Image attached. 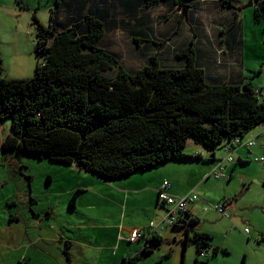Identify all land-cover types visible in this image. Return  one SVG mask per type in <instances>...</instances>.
Returning <instances> with one entry per match:
<instances>
[{"label": "trees", "instance_id": "trees-1", "mask_svg": "<svg viewBox=\"0 0 264 264\" xmlns=\"http://www.w3.org/2000/svg\"><path fill=\"white\" fill-rule=\"evenodd\" d=\"M139 1L146 10L161 5L173 10L194 0ZM224 3L233 7L232 0ZM233 12L228 32L234 34L240 17ZM255 19L264 22L257 9ZM86 28L38 24L36 52L43 64L31 78L6 77L0 57V125L12 122L3 152L48 158L111 181L158 169L169 160H203L186 153L191 140L214 156L218 145L264 125V92L252 80L208 85L197 66L194 41L177 53L185 61L181 68H163L150 56L148 65L132 76L99 46L105 34L102 20L89 17ZM133 37L137 40L136 33ZM112 71L115 77L108 75ZM184 236L199 254L212 248V237L193 226ZM154 242L160 240L152 238L125 264H140L153 253ZM220 250L215 248L214 255Z\"/></svg>", "mask_w": 264, "mask_h": 264}, {"label": "crops", "instance_id": "crops-1", "mask_svg": "<svg viewBox=\"0 0 264 264\" xmlns=\"http://www.w3.org/2000/svg\"><path fill=\"white\" fill-rule=\"evenodd\" d=\"M224 1L227 0H194L189 5V21L191 16L194 18L195 7L205 10L206 15L211 16L214 21V28L209 33L212 41L214 34L219 39L220 46L222 45V51L225 53L223 56L231 61L237 60L241 66L240 71L238 69L233 71L238 75L241 73L245 77L244 65L249 46L245 38L246 25L255 26L253 31L257 36L254 47L262 50L264 22H257L255 13L245 15L244 7L251 0H232L233 7L230 4L226 5ZM261 1L264 3V0ZM35 8L46 13L42 16L47 17L46 20L43 21L42 17L38 18ZM158 8L146 10L144 4L139 0H56V5L53 0H0V57L3 59L5 76L9 77V73L13 72L10 68L8 69L9 59L17 63L19 67H24L25 72L29 70L28 65L37 63L38 66L41 63L39 58V62L37 60L36 31L33 35L32 26L42 24L44 27H49L52 25L58 30H66V28L80 24L81 30L86 31L88 18L95 17L104 23L105 33L106 31H119L120 28L129 32L131 22L125 21V15L134 20L132 25L137 33H131L132 41L134 40L133 33H136L137 40L133 42L139 47L140 41L144 40L141 37L145 38L147 28H152L156 16L169 11L173 14L179 13V8L170 10L169 7L162 5ZM250 8L257 9V2ZM233 11H236L240 17V27L234 34L228 32L229 25L234 20ZM156 13L158 14L156 15ZM28 29L31 31L26 32ZM176 32L177 30L174 33ZM193 33H195L193 38L196 40L194 41L192 38L190 44L194 41L197 66L204 71L208 70V63H206L208 57H202L203 60L199 57L201 47H203L199 42V35L203 33L208 36V33L204 32L202 28L199 35L196 29ZM23 34H26L25 38L21 37ZM235 36L236 40L231 39ZM251 47L253 46H249L250 49ZM214 50H216L215 47ZM28 55L32 56V60L25 62ZM262 72L263 69H260V74ZM205 75L207 78L206 71ZM242 139L245 143L254 142L255 145L251 147L238 146L232 151L234 161L226 166L224 180L231 181L234 176L240 175L239 177H244L246 185V181L253 184L256 180L257 186H264V167L258 165L257 174H248L246 167L252 161L264 163L254 160L264 159V125L255 128ZM223 147L224 144L222 145L224 150ZM224 151L227 153L226 150ZM4 152L2 151V155H4L1 159L2 163H5L6 153ZM196 152L204 159L203 153L193 148L187 154L195 156ZM209 158L217 161L216 166L220 160L224 159L217 160L216 153L214 156H206L205 159ZM36 159L50 160L48 158ZM173 162L177 161H172L158 169L136 172L129 178L117 182L107 181L89 171L59 162L64 165L63 168H66V171H70V174L63 180H55L51 173L48 175L47 185L52 188L49 194L55 200L52 201L49 197L46 202H42L34 196L35 187L32 178L30 184L32 188L30 187L29 190H22L20 185L15 186L12 190H6L7 182H0V193H5L3 203H6L9 208L16 209L15 212H9V218L5 212L4 222H0L1 237L10 243L11 252L19 255L20 264H32L36 258L42 259L45 264H125L127 260L140 254L148 241L158 238L160 243H150V246L154 248L153 253L140 263L147 264L146 260L150 259L157 251L162 241L173 239L175 243L185 244L184 235L186 229L191 226L200 233L210 235L213 240L218 234V222L210 223L205 227L204 224H208V222L202 221L201 218V215L208 214V209L201 208L202 204H207L205 200L198 199L191 204L188 213L179 219L177 227L165 224L168 206L159 198L163 184L165 182L170 184L167 192L173 196L185 197L194 192L189 187V182L196 176V168L181 167L175 165L179 163ZM11 165L18 166V163L13 162ZM240 167L244 168L240 169ZM205 173L198 176L204 177L205 181L210 180L208 178H213L208 176L206 179L207 174ZM256 191L262 192L264 189H256ZM32 198L35 200L34 202L31 201ZM73 200L74 203H72ZM236 200L230 199L223 203L227 212L238 214ZM255 204L262 206L264 202L259 201ZM12 213L17 217L16 220H11ZM235 217L239 218L240 216L236 215ZM255 219L256 221L250 220L251 224L249 223V225L254 228L255 234H258L256 241L264 255L262 250L264 246L262 244L264 242V217L259 216ZM237 224L241 226L238 220ZM255 230H259V232ZM135 231H139L142 237L136 242H131L130 239ZM246 234L250 236L252 233L250 231ZM251 239L249 237L248 241L250 242ZM253 243L255 244V242ZM155 245H158V248ZM186 248L189 249L188 244H185V250ZM220 252L224 251L220 250ZM172 260L169 261L170 264H178L176 260Z\"/></svg>", "mask_w": 264, "mask_h": 264}, {"label": "rangeland", "instance_id": "rangeland-1", "mask_svg": "<svg viewBox=\"0 0 264 264\" xmlns=\"http://www.w3.org/2000/svg\"><path fill=\"white\" fill-rule=\"evenodd\" d=\"M54 2L56 5V0H53V3ZM34 10L38 12V18L46 15L45 12L38 11V8H35ZM257 10H259L258 7ZM255 11L256 9L254 8H248L244 13L245 15L249 13L253 14ZM182 12L183 9H181V11L177 14H173L169 11L168 13L165 12V14L156 16L153 21L154 23L152 28H147L148 31L145 29L147 35L145 38L141 37V39L144 40L140 41L139 47L138 44L133 42L134 40L132 41L131 33H137L132 25L134 24V20L133 18H127L124 15L125 21L131 22L130 31H123L121 28L119 31H106L99 46L105 50V52L116 56L120 67L132 76H134L144 66L148 65L150 56H156L161 62V66L163 68H181L185 65V61L183 62V59H178L177 53L181 49L189 46L193 35L195 34L193 33L194 30L196 29L199 35L202 28L204 32L208 33V36L203 33H200L199 35V42L203 45V47H201L202 50L200 51L201 53H199V57L201 60H203L202 57H208L206 63H208L207 68L209 69L205 70L207 72V84L219 86L223 84H233L239 81L249 82L252 80L254 86L258 90H262L264 92V46L261 48L262 50H258V48L256 49L254 47L257 36L255 31H253L255 26H252L251 24L246 25V43L253 47L250 49L248 46L247 48L246 61L244 65L246 72L244 75L245 77H243L241 73L238 75L235 71H233L234 69H238L240 71L241 66L238 64L237 60L231 61L228 58L227 60L226 57L223 56L225 53L222 51V45L220 46L221 43L214 34L212 36L214 43H212L213 41L209 33L211 32V29L214 28L213 18L206 15L205 10L200 7H195L194 18L191 16L190 21L189 14L188 21H186L185 17H182ZM157 14L158 13H156V15ZM46 18L47 17H42V20L44 21ZM36 27L37 26H32L34 29L32 32L33 35H35ZM176 30L177 32L174 33ZM29 31L31 30L28 29L26 32ZM21 37L25 38L26 34H23ZM193 39L194 41L196 40V38ZM214 47L216 50H214ZM31 60V55H28L25 58V62ZM41 63H43V60ZM7 64L8 69L10 68L13 71L9 73V77H13L12 79L31 78L34 76L37 67V63L28 65L29 70L25 72L24 67H19L17 63L12 62L10 59ZM260 69H263L261 74ZM4 74H6L5 71ZM116 74L117 71H112L108 75L115 77ZM11 123V120H5L0 125V182H7L6 190H12L18 185L22 187V190H29L30 187L32 188L30 185L32 181L28 178H32L33 186L35 187L34 196L38 197L42 202H46V199L49 197L52 201H54L55 198L49 194L52 188L47 185L48 175L51 173L55 180H63L65 179V176L70 174V171H66V168H63L64 165L57 161L52 162L51 160L29 158L25 154L23 155L15 151L4 152L6 153V157L4 159L5 163H2L1 159L4 155H2L1 143L8 136V134H10ZM191 148L201 151L204 159L191 161L184 160L173 163H179L175 165H179L181 167L196 168V176L190 179L189 187L192 188V191L199 195V199H201V201L205 200L207 202V204H202L201 207L202 209L203 207L208 209V214L201 215L202 221L206 220L208 222V224H204L205 227L209 226L210 223L218 222V234L212 240V249L203 251L209 253L207 256L199 254L197 246L194 243L188 244L189 249L187 250L186 248L185 250V244L180 242L175 243L172 239L162 241L161 246L159 248L157 247V251L150 259L146 260L145 263L170 264L169 261L174 259L178 262V264H262L264 262V255L262 254L261 247L256 241L258 234H255L254 228H252L249 223L251 222L250 220L256 221V217H264V204L262 206L255 204V202L259 201L264 202V191H256V189H264V186H257L258 183L255 182L256 180L253 184L246 181V185L244 183V177H239L240 175L234 176L231 181L224 180V178L220 181L208 178L210 180L205 181L204 177L200 178L198 175L206 172L205 174H207V179L215 168L217 161H213L212 158L205 159L206 156L212 155V153L205 148L196 145L193 140L188 143L186 153L190 152ZM215 153L217 160H220L227 155V153H225L222 149V145H218L216 147ZM13 162H17L18 166H12L11 164H13ZM258 165L264 167V163L250 162V164L246 166L247 173L257 174L258 170L256 169ZM243 168L244 167H240V169ZM248 188H250V190H247ZM29 194H31L30 191ZM4 198L5 193L1 192L0 222L2 223L4 222L5 212L9 218V212H15L16 210L14 207L9 208L6 203L4 204ZM230 199H237L236 206L238 208V214L228 211L230 218H225L212 208L218 204L220 205L226 201H230ZM66 207L68 208V206ZM66 211H68V209H66ZM12 214L14 215V213ZM62 214L64 213L62 212ZM236 215H239L242 219L240 217H235ZM237 220L241 223V226L237 224ZM246 228L249 232L251 231L252 234H250V236H247L245 233ZM255 231L259 232V230ZM249 237L252 238L250 242L248 241ZM253 242H255V244ZM262 244L264 245V242ZM10 247V243L7 240L2 239L0 234V264H20L19 255L12 253ZM214 247H219L221 250L228 251V253L220 252L214 255ZM262 250L264 251V246ZM65 259L67 261V255L65 256ZM33 262L32 264H45L43 260L39 258H36Z\"/></svg>", "mask_w": 264, "mask_h": 264}, {"label": "built area", "instance_id": "built-area-1", "mask_svg": "<svg viewBox=\"0 0 264 264\" xmlns=\"http://www.w3.org/2000/svg\"><path fill=\"white\" fill-rule=\"evenodd\" d=\"M247 145L248 147H251L255 145L254 142H243L242 137H237L233 139L229 144L224 145V150L228 153V156L224 159H222L218 165L213 169V171L210 174V177H213L215 180H221L222 178H225V170L226 166L234 161L232 151L237 148L238 146ZM199 153L196 152L195 156H198ZM256 162L261 161L264 162V159H254ZM170 184L168 182H165L163 186L161 187L160 191V201L163 202L168 206L167 215L165 217V224L167 226H174L177 221L182 217V215L186 214L189 211V207L191 204L195 203L199 199V195L197 193H191L190 195H187L185 197H177L170 195L167 192L168 187ZM214 210L219 212L221 215H223L225 218H230L229 213L226 210V206L224 204H218L213 207ZM246 233H249V230H246ZM142 237L141 233L139 231H135L130 239L131 242H136ZM202 255L207 256L209 253L203 252Z\"/></svg>", "mask_w": 264, "mask_h": 264}, {"label": "water", "instance_id": "water-1", "mask_svg": "<svg viewBox=\"0 0 264 264\" xmlns=\"http://www.w3.org/2000/svg\"><path fill=\"white\" fill-rule=\"evenodd\" d=\"M255 2H257V7L259 8L260 10V13H261V16H262V19H264V3L261 1V0H251L247 6L244 7V9H247V8H250V7H253ZM179 11H181V9H183V17H185V20L188 21V11H189V8L190 6L185 4V3H182L179 5ZM173 160H169L167 161L166 163H163L161 165V167L171 163ZM131 175H127V176H123V177H119V178H116V179H112L111 182H117L119 180H123V179H127L129 178Z\"/></svg>", "mask_w": 264, "mask_h": 264}, {"label": "clouds", "instance_id": "clouds-1", "mask_svg": "<svg viewBox=\"0 0 264 264\" xmlns=\"http://www.w3.org/2000/svg\"><path fill=\"white\" fill-rule=\"evenodd\" d=\"M42 62V61H41ZM40 64H43V63H40ZM195 155V154H194ZM199 156V155H198ZM193 157H197V156H193ZM210 176V175H209ZM194 193V192H193ZM196 193V192H195ZM188 213V212H187ZM202 254V253H201Z\"/></svg>", "mask_w": 264, "mask_h": 264}, {"label": "bare ground", "instance_id": "bare-ground-1", "mask_svg": "<svg viewBox=\"0 0 264 264\" xmlns=\"http://www.w3.org/2000/svg\"><path fill=\"white\" fill-rule=\"evenodd\" d=\"M221 161V160H220Z\"/></svg>", "mask_w": 264, "mask_h": 264}]
</instances>
